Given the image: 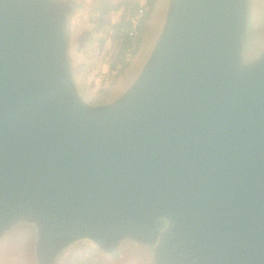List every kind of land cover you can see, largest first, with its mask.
I'll return each instance as SVG.
<instances>
[{"label": "water", "instance_id": "95a60500", "mask_svg": "<svg viewBox=\"0 0 264 264\" xmlns=\"http://www.w3.org/2000/svg\"><path fill=\"white\" fill-rule=\"evenodd\" d=\"M81 0H0V249L264 264V24L254 0H163L138 64L85 95Z\"/></svg>", "mask_w": 264, "mask_h": 264}, {"label": "rangeland", "instance_id": "374dc122", "mask_svg": "<svg viewBox=\"0 0 264 264\" xmlns=\"http://www.w3.org/2000/svg\"><path fill=\"white\" fill-rule=\"evenodd\" d=\"M113 9L103 14L101 0H81L78 10L71 18L76 32L75 60L77 71L86 96L103 99L114 93L130 76L143 54L159 14L163 0H156L149 19L147 33L133 53L127 51L125 59L121 53L123 38L117 35L116 25L121 16H128L131 0H111ZM144 0H140V4ZM257 8V27L264 24V0H254ZM114 82L109 84L103 76L113 75ZM126 256L113 259L98 251L89 243H80L68 250L59 264H147L144 250L132 245L125 248ZM23 244L12 239L0 249V264H32L23 252Z\"/></svg>", "mask_w": 264, "mask_h": 264}, {"label": "trees", "instance_id": "16d2710c", "mask_svg": "<svg viewBox=\"0 0 264 264\" xmlns=\"http://www.w3.org/2000/svg\"><path fill=\"white\" fill-rule=\"evenodd\" d=\"M155 2L156 0H144V2L140 4V0H131L132 6L128 16L126 15V13H124V15L121 16V21L116 25V29L118 31L117 35H120L123 38L121 53L124 59L129 49H131L133 53H135L139 49L147 33L150 19L149 16H151V12L155 5ZM142 4L148 6L149 9L143 16H141L139 24L137 25V34L132 35V23L130 17L138 12ZM101 6L103 7V14H108L113 9L114 5L111 0H101ZM83 264L88 263L83 262Z\"/></svg>", "mask_w": 264, "mask_h": 264}, {"label": "built area", "instance_id": "2783aa9c", "mask_svg": "<svg viewBox=\"0 0 264 264\" xmlns=\"http://www.w3.org/2000/svg\"><path fill=\"white\" fill-rule=\"evenodd\" d=\"M148 9H149L148 6L142 4L140 6V9L138 10V12L135 15L130 17L131 18L130 20H131V23H132V31H131L132 35H136L137 34V25L139 24L141 16H143L148 11ZM115 74H117V73H113V75H111V76L110 75L103 76V78L109 84H111V83L114 82V77L113 76H115Z\"/></svg>", "mask_w": 264, "mask_h": 264}]
</instances>
